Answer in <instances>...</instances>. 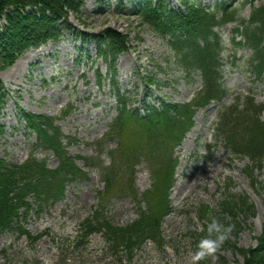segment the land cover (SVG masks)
<instances>
[{
    "label": "rangeland",
    "instance_id": "obj_1",
    "mask_svg": "<svg viewBox=\"0 0 264 264\" xmlns=\"http://www.w3.org/2000/svg\"><path fill=\"white\" fill-rule=\"evenodd\" d=\"M139 0H86L80 13L70 16L69 30L58 41L31 48L18 57L12 66L0 71V81L7 97L0 116L4 135L0 139V158L21 164L36 144V136L29 133L20 113L50 116L55 119L65 137L63 144L69 155L89 158L76 164L86 173L84 179L70 181L63 198L40 213L34 208L24 227L31 234H43L32 246L16 231L0 234V264H192L191 257L202 239H215L208 232L213 219L231 232L215 253L199 264H241L242 258L227 245L235 240L240 248L254 246L255 237L264 226V157L261 168H253L252 183L246 168L251 165L247 156L232 154L215 139L217 111L231 105L235 96L252 92L256 104L264 107V80L255 82L247 66L251 52L232 44L233 24L218 30L223 47L222 84L229 94L221 103H212L198 110L194 125L183 141L173 149L178 165L170 189L171 212L161 226L162 242L146 241L132 254L108 249L104 236L92 234L84 245L76 244L79 223L102 207V213L116 226H123L136 218L138 202L130 194L114 191L102 193L104 183L101 168L111 162L110 151L115 141H105L108 126L116 117L117 104L110 90L108 67L97 57L99 35L112 28L128 38V50L118 56L115 82L131 107L142 112L143 102L158 106L191 102L201 89L198 72L189 75L178 65L175 53L166 40L132 15V7ZM171 8H181L183 1L167 0ZM212 10L220 0H194ZM235 2L240 16L248 20L251 6L246 0ZM254 6L264 0H247ZM5 20H0V30ZM106 79L98 83V75ZM151 79L152 83L147 80ZM264 121V110L261 114ZM34 154L53 169L58 160L53 153L38 148ZM156 162L140 157L133 168L134 188L141 195L152 185V173L159 169ZM118 183L125 179L127 169L116 165ZM226 193L244 196L254 206V215L244 217L224 213L221 202ZM208 208V214L201 209ZM236 231V239L233 232Z\"/></svg>",
    "mask_w": 264,
    "mask_h": 264
},
{
    "label": "trees",
    "instance_id": "obj_2",
    "mask_svg": "<svg viewBox=\"0 0 264 264\" xmlns=\"http://www.w3.org/2000/svg\"><path fill=\"white\" fill-rule=\"evenodd\" d=\"M86 0H0V20L5 24L0 30V71L13 65L15 60L31 48L47 42L58 41L69 30L70 16H77ZM248 2L245 1L243 5ZM181 8H171L167 0H139L132 7V15L140 24L146 25L166 40L175 53L178 65L189 75L198 72L201 89L194 99L186 104L158 106L143 102L142 112L130 106L126 96L115 82L118 56L128 50L127 35L112 28L99 35H92L97 42V57L108 67L110 90L117 104L116 117L108 126L105 141H115L117 147L110 151L111 162L101 168L104 183L103 195L114 191L138 197L136 218L123 226H116L102 213V207L78 225L76 244L84 245L88 238L100 233L113 252L122 251L129 255L146 241L161 245V226L164 217L171 210L169 190L174 183V170L178 160L173 149L180 144L186 132L193 126L197 110L213 102L220 103L229 93L222 84V39L217 30L226 24H233L234 46L247 48L251 52L247 66L255 82L264 80V3L254 6L250 3L248 20L240 16L241 9L224 1L212 10L193 1H183ZM98 75V83L106 76ZM152 83L151 79L147 80ZM237 96L234 102L217 111L215 139L229 150L232 156H247L251 165L246 168L252 183L253 168H261L264 157V121L261 114L264 107L256 104L253 94ZM7 92L0 81V116L4 109ZM25 128L36 136V144L28 158L21 164L7 162L0 158V234L16 231L25 236L30 246L43 234L33 235L24 227L29 213L35 208L40 213L60 201L70 181L84 179L86 173L76 164L83 159L85 165L93 164L89 158L69 155L63 141L65 137L55 119L45 115L20 113ZM5 127L0 123V139ZM74 141V140H73ZM72 141V142H73ZM53 153L58 160L55 168L46 165L34 154L35 149ZM156 162L159 169L152 170V185L141 195L134 188L133 168L140 157ZM123 165L128 176L118 183L116 165ZM224 213L245 218L254 215V206L244 196L226 193L221 202ZM208 214V208L201 209ZM237 232H233L236 239ZM254 246L240 248L235 240L227 245L242 258L241 264H264V226L255 237Z\"/></svg>",
    "mask_w": 264,
    "mask_h": 264
},
{
    "label": "clouds",
    "instance_id": "obj_3",
    "mask_svg": "<svg viewBox=\"0 0 264 264\" xmlns=\"http://www.w3.org/2000/svg\"><path fill=\"white\" fill-rule=\"evenodd\" d=\"M208 232L210 234H217L216 238H205L199 242L198 250L191 257L192 264H199V262L204 260L207 256L215 253L217 248L226 239L224 233L231 232V227L224 228L217 220L213 219L208 226Z\"/></svg>",
    "mask_w": 264,
    "mask_h": 264
}]
</instances>
